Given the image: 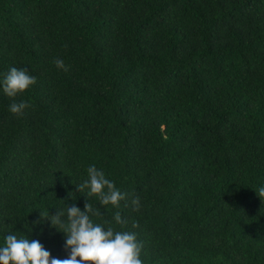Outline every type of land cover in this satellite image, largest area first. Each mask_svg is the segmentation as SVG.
Wrapping results in <instances>:
<instances>
[{
  "label": "trees",
  "instance_id": "trees-1",
  "mask_svg": "<svg viewBox=\"0 0 264 264\" xmlns=\"http://www.w3.org/2000/svg\"><path fill=\"white\" fill-rule=\"evenodd\" d=\"M11 67L36 83L0 84V246L67 258L41 211L84 210L95 164L128 195L90 218L136 233L143 264H264V0H0Z\"/></svg>",
  "mask_w": 264,
  "mask_h": 264
},
{
  "label": "clouds",
  "instance_id": "clouds-1",
  "mask_svg": "<svg viewBox=\"0 0 264 264\" xmlns=\"http://www.w3.org/2000/svg\"><path fill=\"white\" fill-rule=\"evenodd\" d=\"M53 63L57 69L69 71V66L62 59L56 58ZM35 83L36 77L29 74L27 68L16 67H11L0 81L3 92L9 97H16ZM27 107V101H20L11 103L9 109L13 114L22 115ZM87 173L88 178L77 185L81 193L87 189L88 200L84 210L73 204L67 206L66 211L59 210L55 215L41 211L42 219H50L53 227L66 234L64 246L66 250L70 249L67 258L53 257L37 239L18 238L9 234L4 237V245L0 246V264H143L140 258L142 244L138 241L136 233L115 231L111 226L105 229L104 225L94 223L90 218L101 216L102 213L98 208H93L89 197H98L103 206L111 204L118 207L120 201L126 199L128 194L120 191L95 164L87 168ZM257 191L259 196L264 198V187ZM131 203L134 211L139 210V196H135ZM65 215L66 220L62 219ZM114 219L117 224L126 223L119 212L115 214ZM107 223L109 222L105 221V224Z\"/></svg>",
  "mask_w": 264,
  "mask_h": 264
}]
</instances>
